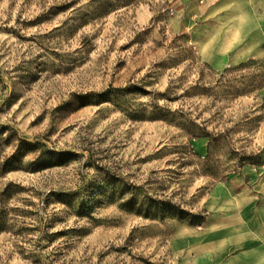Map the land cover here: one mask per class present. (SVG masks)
Segmentation results:
<instances>
[{"label": "rangeland", "instance_id": "rangeland-1", "mask_svg": "<svg viewBox=\"0 0 264 264\" xmlns=\"http://www.w3.org/2000/svg\"><path fill=\"white\" fill-rule=\"evenodd\" d=\"M196 23L0 0V264H227L205 220L229 180L264 185V42L214 69Z\"/></svg>", "mask_w": 264, "mask_h": 264}, {"label": "crops", "instance_id": "crops-1", "mask_svg": "<svg viewBox=\"0 0 264 264\" xmlns=\"http://www.w3.org/2000/svg\"><path fill=\"white\" fill-rule=\"evenodd\" d=\"M178 1L183 14L198 21L196 26L211 29L202 58L214 69L253 58L254 44L264 42V0ZM234 183L228 181L226 200L205 220V229L213 239L227 236L233 251L227 264H264V185Z\"/></svg>", "mask_w": 264, "mask_h": 264}]
</instances>
